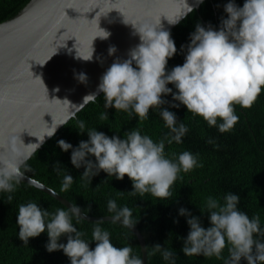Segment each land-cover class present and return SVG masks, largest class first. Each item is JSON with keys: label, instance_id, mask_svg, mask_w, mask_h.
I'll return each instance as SVG.
<instances>
[{"label": "clouds", "instance_id": "9594fccd", "mask_svg": "<svg viewBox=\"0 0 264 264\" xmlns=\"http://www.w3.org/2000/svg\"><path fill=\"white\" fill-rule=\"evenodd\" d=\"M223 8L227 15L221 16L219 28L201 22L196 24L187 45H181L182 49L186 48L184 63L171 70L166 65L177 53V46L170 30L162 28L160 19L155 23H138L124 16L126 23L134 25L133 34H139L140 43L129 50L128 58L117 57L102 75L98 90L104 93V107L114 106L129 118L138 116L141 122L149 119L150 110H158L169 131L158 141L142 134L140 128L127 130L121 138L108 136L97 128H88L85 121H78V130L81 133L87 130L89 139L81 140L75 147L64 139L57 143L64 151L72 149L71 162L76 168L85 166L82 172L85 187L103 170L108 177L120 180L127 174L133 183V190L129 191L132 195L143 197L151 193L160 199L173 198V185L177 179H183L181 173L203 167V163L199 153L189 150L178 155L173 153L172 157L166 154V143H183L190 129L183 120H178L176 112L163 105L171 108L186 105L188 111L201 116L209 127L227 132L239 120L236 105L250 108L255 103L264 91V0H244L242 6L236 0H227ZM192 10L189 5L186 11L167 19L176 24ZM101 29L97 36H110L109 31ZM93 51L82 58L91 59ZM108 51L111 55L117 48L112 45ZM78 79L87 82V75L79 73ZM170 83L176 91L168 86ZM167 94L173 99L167 100ZM96 97L97 93L93 92L86 95L84 101H95ZM100 119H109L108 112H101ZM64 123L67 122L55 125L45 134L54 135L57 126ZM45 134L39 137V142L25 144L13 128L0 138V193H8L7 202L14 199L12 194L24 177L26 162L45 141ZM206 142L215 141L209 138ZM92 155L95 160L87 158ZM60 165L56 161L53 170L60 172ZM72 183L73 176L65 174L60 191H67ZM222 200L208 195L200 206L201 212L209 213L207 227L200 216L185 207L179 208V214L187 217L189 225L182 251L189 257L201 254L206 258L216 257L223 264H241L242 258L247 264H264V239H261L264 227L260 214L250 217L242 211L238 207L240 196L236 193L227 192ZM107 207L113 223L132 229L138 221L131 208L119 206L113 198L108 200ZM89 210L90 206L81 209L73 202L70 207H59L55 211H49L34 200L21 203L17 216L18 236L28 244L30 237L46 231L49 237L46 249L49 252L62 249L70 258V264H144L141 257L133 253L131 245L117 247L112 243L111 233L102 227L103 220L94 223L92 239H85L86 233L78 229L77 224L85 220L81 212L86 215ZM63 236L67 237L66 243L61 241ZM91 241H96L94 248L90 247ZM226 248L227 256L224 255ZM151 251L153 255L159 253L168 264H176L177 254L160 243L152 245Z\"/></svg>", "mask_w": 264, "mask_h": 264}, {"label": "trees", "instance_id": "16d2710c", "mask_svg": "<svg viewBox=\"0 0 264 264\" xmlns=\"http://www.w3.org/2000/svg\"><path fill=\"white\" fill-rule=\"evenodd\" d=\"M29 1L0 0V22L14 17ZM226 3L227 0H205L199 11L192 10L170 30L177 46V53L168 60L166 67L169 70L184 63L186 48L182 49L181 45H187L190 33L195 30L198 22L206 26L209 23L219 28L221 16L227 15L223 8ZM236 3L242 6L244 0H236ZM168 86L176 91L171 83ZM165 98L173 99L171 94H167ZM104 105L102 92L27 160L24 172L54 188L81 209L90 206L87 213L94 216L112 215L107 207L110 198L115 199L119 206L127 205L133 210V217L138 220L136 225L146 235L147 264H168L159 253L152 254V245L155 243H160L176 253V264H223V261L216 257L206 258L202 254L189 257L182 251L183 238L189 232V225L187 217L180 215L178 210L180 207L189 209L193 215L200 216L203 225L207 227L210 225L209 213L201 212L200 206L204 204L208 195L221 198L223 202L222 197L227 192L238 194L240 196L238 207L250 217L259 213L261 225L264 227V91L250 108L236 105L239 120L234 128L227 132H220L215 126L209 127L201 116L188 111L186 105L179 108L163 105L176 112L178 120H183L190 129L183 137V143L173 142L171 145L166 143V154L172 157L173 153L178 155L189 150L192 153H199L203 163V167L181 173L183 179H177L173 185L174 197L165 199L155 197L151 193H145L143 197L139 194L132 195L129 191L133 190V183L127 174L120 180L114 176L108 177L103 170L93 176L90 185L84 186L82 172L85 166L76 168L71 162L72 149L64 151L57 143L58 140L64 139L75 147L81 140L89 139L87 130L83 133L78 130V121L83 120L88 128H97L108 136L119 135L121 138L132 128H140L142 134H148L156 141L169 131L164 126L158 110H150L149 119L141 122L138 116L129 118L122 110L116 111L114 106L105 109ZM104 111L109 114L107 120L100 119V113ZM209 138H213L215 142L207 143ZM87 158L95 160L94 155ZM56 161L61 163L60 172L53 170ZM65 174L73 176V183L67 191L61 192ZM12 195L14 199L9 203L8 193H0V264H70V258L62 249L52 252L46 249L45 245L49 240L46 231L39 236L30 237L29 243L24 244L18 236L17 224L18 206L21 203L34 200L49 211L67 206L23 180ZM175 220H178V223L174 222ZM73 222L75 223V217ZM95 222L85 219L77 224V228L86 233L85 239H92ZM102 227L111 233L114 245L117 247L131 245L133 253L142 259L140 241L130 228L108 220H103ZM61 241L66 243L67 237H61ZM95 245L96 241L90 242V247L94 248ZM224 255H228L227 248ZM241 264H247V261L242 258Z\"/></svg>", "mask_w": 264, "mask_h": 264}, {"label": "water", "instance_id": "95a60500", "mask_svg": "<svg viewBox=\"0 0 264 264\" xmlns=\"http://www.w3.org/2000/svg\"><path fill=\"white\" fill-rule=\"evenodd\" d=\"M203 1L187 0V3L199 11ZM187 3L186 0H30L14 17L0 22V138L14 128L25 144L37 143L52 127L75 117L91 102L84 101L86 95L96 92L98 97L102 93L98 90L101 77L115 59L128 58L129 50L140 43L139 34H133L134 25L126 23L124 16L138 23H155L160 19L162 28L171 30L190 12L176 24L169 23L167 17L186 11ZM100 27L109 31L110 36H97L102 32ZM112 45L117 51L110 55ZM92 51L91 59L82 58ZM79 73L87 75V82L78 79ZM64 124L58 125L55 133ZM52 136L45 134L38 149ZM22 180L71 206V200L39 179L24 172ZM81 215L91 221H112L111 215H85L83 211ZM131 230L140 241L142 260L147 264L144 233L136 224Z\"/></svg>", "mask_w": 264, "mask_h": 264}, {"label": "rangeland", "instance_id": "374dc122", "mask_svg": "<svg viewBox=\"0 0 264 264\" xmlns=\"http://www.w3.org/2000/svg\"><path fill=\"white\" fill-rule=\"evenodd\" d=\"M145 236V240H146V235H144ZM146 244H147V240H146Z\"/></svg>", "mask_w": 264, "mask_h": 264}, {"label": "bare ground", "instance_id": "6f19581e", "mask_svg": "<svg viewBox=\"0 0 264 264\" xmlns=\"http://www.w3.org/2000/svg\"><path fill=\"white\" fill-rule=\"evenodd\" d=\"M203 2H204V1H203ZM203 2H202V3H203ZM76 115H77V114H76Z\"/></svg>", "mask_w": 264, "mask_h": 264}]
</instances>
